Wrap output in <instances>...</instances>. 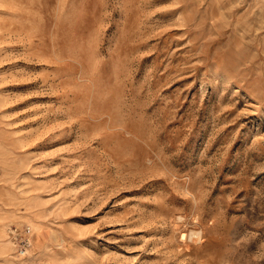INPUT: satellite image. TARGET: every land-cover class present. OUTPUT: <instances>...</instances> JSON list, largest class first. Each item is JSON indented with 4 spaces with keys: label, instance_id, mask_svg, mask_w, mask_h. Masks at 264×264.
I'll list each match as a JSON object with an SVG mask.
<instances>
[{
    "label": "rangeland",
    "instance_id": "374dc122",
    "mask_svg": "<svg viewBox=\"0 0 264 264\" xmlns=\"http://www.w3.org/2000/svg\"><path fill=\"white\" fill-rule=\"evenodd\" d=\"M0 264H264V0H0Z\"/></svg>",
    "mask_w": 264,
    "mask_h": 264
},
{
    "label": "built area",
    "instance_id": "2783aa9c",
    "mask_svg": "<svg viewBox=\"0 0 264 264\" xmlns=\"http://www.w3.org/2000/svg\"><path fill=\"white\" fill-rule=\"evenodd\" d=\"M28 232H30V230H28ZM26 235V234H25ZM27 236V235H26ZM30 239H25V243H26V248H27V246H29V244H30V241H29Z\"/></svg>",
    "mask_w": 264,
    "mask_h": 264
},
{
    "label": "bare ground",
    "instance_id": "6f19581e",
    "mask_svg": "<svg viewBox=\"0 0 264 264\" xmlns=\"http://www.w3.org/2000/svg\"><path fill=\"white\" fill-rule=\"evenodd\" d=\"M181 218H182V217H181ZM181 220H182V219H181ZM201 231H202V230H201ZM202 233H203V232H202ZM193 234H195V235H200L201 233H200V232H197V231H195V232H193ZM191 236H192V235H191ZM191 236H190V237H191ZM194 239H195V238H194ZM194 239H193V240H194Z\"/></svg>",
    "mask_w": 264,
    "mask_h": 264
}]
</instances>
